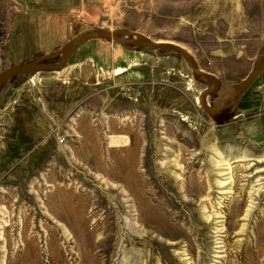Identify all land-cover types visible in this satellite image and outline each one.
<instances>
[{
	"label": "rangeland",
	"instance_id": "obj_1",
	"mask_svg": "<svg viewBox=\"0 0 264 264\" xmlns=\"http://www.w3.org/2000/svg\"><path fill=\"white\" fill-rule=\"evenodd\" d=\"M98 28L188 50L213 104L264 55V0H0V72ZM165 51L90 39L3 83L0 264H264V68L211 116Z\"/></svg>",
	"mask_w": 264,
	"mask_h": 264
},
{
	"label": "water",
	"instance_id": "obj_2",
	"mask_svg": "<svg viewBox=\"0 0 264 264\" xmlns=\"http://www.w3.org/2000/svg\"><path fill=\"white\" fill-rule=\"evenodd\" d=\"M90 39L115 41L121 44L125 49L131 50H138L144 47L154 50L161 49L178 53L183 57L185 62L188 63V66L190 67L194 77L201 79L205 78L209 82L208 87L201 91L199 101L203 110L211 116H217L219 113L232 106V104L236 99H238L240 95L247 92V89L253 84V82L258 77V74L264 68V55H262L246 74V77L243 80L226 87L213 104H208L205 100V97L217 93V90L220 87V79L218 77H214L208 72H205L204 70L198 69L194 58L188 50L186 51L184 48L173 42L153 41L143 34L141 35L128 29L107 31L98 28L88 29L82 33L74 35V37L66 41L54 53L44 54L38 58H32L31 60L26 61L24 64L13 65L10 66V68L1 71L0 87L3 85V83H5V81L19 75H25V73L40 72V70L55 71L62 69L67 63L73 50L79 45L83 44V42ZM48 61H52V63Z\"/></svg>",
	"mask_w": 264,
	"mask_h": 264
},
{
	"label": "trees",
	"instance_id": "obj_3",
	"mask_svg": "<svg viewBox=\"0 0 264 264\" xmlns=\"http://www.w3.org/2000/svg\"><path fill=\"white\" fill-rule=\"evenodd\" d=\"M77 4L75 6L76 7L75 10H77V8H78L77 7ZM58 16H63V15L60 13ZM42 17H44V16H42ZM22 23H23L22 24V27H20L19 32H18V35H20L21 38H22V39L20 38V42H21V40L23 41V42H21L22 43V46H25V44H29V45L30 44H33L32 47H29V49L31 50V51H29V54H31V53H37L36 51L38 49L39 35H40V33L44 34V30L42 28L41 29L36 28V25L34 23H30L29 20H28V18L24 19ZM18 26H19V24H18ZM57 27H58V25H57ZM56 28H55L54 25L53 26H50L51 32L53 33L54 31H56ZM28 33H32V36H30ZM58 46H61V45L60 44L56 45L55 49H57ZM46 49L44 51H41V52H43V53H47V52L52 53V52H54L53 51L54 49H49V48H46ZM161 51H165V50H161ZM165 52H170V51H165ZM223 112L219 113L217 115V117L218 116H221V114L223 115ZM217 121H225V120L219 118Z\"/></svg>",
	"mask_w": 264,
	"mask_h": 264
},
{
	"label": "bare ground",
	"instance_id": "obj_4",
	"mask_svg": "<svg viewBox=\"0 0 264 264\" xmlns=\"http://www.w3.org/2000/svg\"><path fill=\"white\" fill-rule=\"evenodd\" d=\"M118 71V70H117ZM216 163H219V166H222L221 168H220V170L218 171V176L219 175H228L230 172H228V170L229 169H231L230 168V164H228V162L227 161H225V160H216L215 161V164ZM218 166V167H219ZM229 176V175H228ZM221 183H224V182H221ZM230 191L229 190H225L223 193H229ZM219 215V214H218ZM221 215V214H220ZM220 215H219V217H220ZM220 227V226H219ZM218 237V236H217ZM220 244V243H219Z\"/></svg>",
	"mask_w": 264,
	"mask_h": 264
},
{
	"label": "crops",
	"instance_id": "obj_5",
	"mask_svg": "<svg viewBox=\"0 0 264 264\" xmlns=\"http://www.w3.org/2000/svg\"><path fill=\"white\" fill-rule=\"evenodd\" d=\"M256 115V114H255ZM257 115H260L259 113ZM259 135H264V128H262L261 130H259Z\"/></svg>",
	"mask_w": 264,
	"mask_h": 264
},
{
	"label": "flooded vegetation",
	"instance_id": "obj_6",
	"mask_svg": "<svg viewBox=\"0 0 264 264\" xmlns=\"http://www.w3.org/2000/svg\"><path fill=\"white\" fill-rule=\"evenodd\" d=\"M226 110H228V108H227ZM226 110H225V111H226Z\"/></svg>",
	"mask_w": 264,
	"mask_h": 264
}]
</instances>
